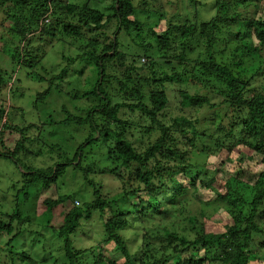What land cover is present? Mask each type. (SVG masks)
I'll list each match as a JSON object with an SVG mask.
<instances>
[{
    "label": "trees",
    "instance_id": "1",
    "mask_svg": "<svg viewBox=\"0 0 264 264\" xmlns=\"http://www.w3.org/2000/svg\"><path fill=\"white\" fill-rule=\"evenodd\" d=\"M102 1L106 5L99 8ZM211 2L216 12L207 20L180 22L173 17L163 30L151 27L157 46L137 44L144 56L156 48L158 59L140 67L136 65L140 55L122 51L118 42L121 33L131 37L136 31L139 35L142 23L137 15L144 9L137 10L134 0H0L9 34L6 39L0 36V50L12 64L30 70L33 79H43L32 69L44 58V49L55 45H49L52 40L68 38L69 44L79 43L76 57L62 56L65 64L48 79L35 104L58 88L54 81L68 77L75 62L80 65L79 74L90 71L91 88L72 95L90 101V106L81 114L68 113L61 121L64 126L88 128L71 159L64 153L48 171L28 166L17 158L24 150L22 140L0 153L14 161L25 179V190L38 182L47 189L70 166L91 186L92 198L72 203L60 225L46 219L49 235L58 240L61 264H264V18L254 15L261 0ZM196 5L202 6L203 1ZM111 22L116 28L114 36L108 37L103 29ZM45 36L51 42L45 43ZM34 38L41 42L39 46L33 44ZM194 44L200 52L192 57L187 49L192 50ZM259 57V62H253ZM159 65L160 70L155 69ZM249 65L254 70L247 76ZM122 68L124 72L116 75ZM5 74L0 70V91L10 80ZM171 75L175 79L170 81L178 87L174 106L189 113L166 120L169 97L165 84ZM259 77L261 83L254 85ZM113 80L117 86L110 93ZM184 81L187 86L181 88ZM188 84L202 85L208 91L191 94ZM212 96L218 101L213 102ZM216 108L224 109L222 120L206 127L199 110ZM125 109L137 123L124 116ZM192 110L196 112L192 114ZM4 117L0 108V119ZM6 121L5 117L0 132ZM223 149L238 165L237 151H254L260 155L261 170L251 180H244L250 174L247 169H233L227 176L219 167L210 170L191 161L196 152L214 156ZM97 160L109 166L99 167ZM94 173H111L119 190L112 195L103 192L90 177ZM200 189L213 193L217 205L221 204L216 205L224 210L219 227L205 229V208L195 213L187 209L191 199L202 200ZM70 198L67 194L47 197L43 204L53 210ZM12 201V211L5 213L7 220H0V230L6 234L25 220L20 203ZM93 216L102 222L96 233L86 225ZM176 219L186 221L184 230L175 229ZM19 234L7 240L9 262L0 264H43L26 251L13 253Z\"/></svg>",
    "mask_w": 264,
    "mask_h": 264
},
{
    "label": "rangeland",
    "instance_id": "2",
    "mask_svg": "<svg viewBox=\"0 0 264 264\" xmlns=\"http://www.w3.org/2000/svg\"><path fill=\"white\" fill-rule=\"evenodd\" d=\"M198 3V0H196ZM203 5H196L192 0H134L135 7L141 10L137 18L142 23L141 29L136 35V31H132V36L127 37L124 33L119 34L118 42L120 43V49L124 52L136 53L140 56L137 58L136 65L142 67L143 64L148 61L156 60L157 49L151 48L146 52L149 56L143 55V49L138 45H150L156 47V39L153 35L151 27H154L155 31L163 30L166 28L168 20L173 17L180 18V22L189 20L192 22H200L209 19L215 12L212 0H202ZM257 0H254L256 2ZM106 3L102 1L98 7L101 8ZM258 9L255 10V17L264 18V0H261L257 4ZM154 10L156 12H154ZM158 11V12H157ZM2 13L0 12V36L3 35L6 39L8 34V28L2 21ZM115 24L111 22L105 30V34L108 37H113L115 32ZM104 34V35H105ZM47 37V36H45ZM67 38L66 41L60 42L52 40L50 36L46 38V42H51L45 50V55L42 61L35 65L32 69L33 72L40 74L43 79H33L29 72L23 67H18L10 62L9 56L2 50H0V70L5 71V75L10 79L7 83V87L0 91V108L4 110L5 117L7 118L6 126H4L2 132H0V153L6 151V148L13 149L17 141L22 140L24 142V150L17 154L18 160L21 163L28 166L41 168L44 171L49 170L55 161L59 160V156H63L67 153L69 159L72 158L75 146L78 142H82L88 134V128L77 127L69 124L64 126L61 121L70 114H81L85 112V108L90 106L91 102L86 99L72 98L74 92L78 90H88L91 88L90 82L87 80L90 71L85 70L84 73L79 74L80 65L75 62L72 65L68 77L64 78L62 82L55 80L59 83L58 88L51 89V92L44 100L35 104L36 96L39 92L45 90L48 85V79L51 75H56L65 64L64 57H76L78 53L77 47L79 43L69 44ZM6 41V40H5ZM35 46L40 45V41L37 38L33 39ZM65 43L66 45H64ZM139 43V44H137ZM3 41L0 42V47ZM42 45V44H41ZM45 46V45H44ZM87 48L83 49L86 50ZM200 52V47L197 44L192 46V50L187 49V54L195 57ZM264 57V50H263ZM62 59V60H61ZM262 58H258L257 61ZM161 65V64H160ZM160 65L155 69L160 70ZM254 70V67L247 66L245 74L248 76ZM120 71V74L117 73ZM115 73L120 76L124 69H118ZM168 73L170 68H166ZM147 70L145 69V71ZM16 77L15 82L11 87V80ZM174 76H168L165 84V89L169 97V102L164 110L166 117L163 119L168 120L170 117L180 114H188L189 110L184 111L176 108L174 104H177V91L173 82ZM256 78L254 85L261 83V80ZM113 85L109 86L110 93H113V89L117 86L112 81ZM184 88L187 86L185 81L182 83ZM11 87V88H10ZM188 89L191 94H205L208 90L206 87L199 85L193 86L188 84ZM80 91V92H81ZM113 101H118L113 99ZM212 101H218L216 96H212ZM200 114L203 113L202 118L205 117L206 123L210 125L211 121L214 123L222 120L220 117L223 113V108H216L213 110L200 109ZM124 116H129V120L133 123H137L138 120L133 117V114L128 110H124ZM196 111L192 110L194 114ZM207 116V117H206ZM209 116H212V120ZM4 117V118H5ZM4 118L0 119V129H2ZM209 118V119H208ZM208 119V120H207ZM210 122V123H209ZM2 140V142H1ZM147 141V140H146ZM59 147V148H58ZM75 147V148H74ZM90 149H95L91 147ZM237 156L241 160V165L232 162L227 158V151L221 150L214 156H208V154H201L196 152L191 155V161L195 164L204 167H210V170L220 168L222 174L227 176L234 172L233 169L248 170L250 174H246L244 180H251L254 173L261 170L260 155L254 151H237ZM97 166L105 167L109 166L106 161L96 162ZM92 180L102 189L103 192L112 195L119 190L120 184L111 173H94L90 175ZM183 176H179L182 179ZM25 180L21 176L20 170L17 168L14 161L6 159L0 156V220H7L5 213L11 212L13 209V199H17L20 203L22 213L25 220L23 222H17L13 225L14 229L10 234H6L5 230H0V262H9L7 240L11 235L20 233L15 240V244L12 246L13 253H22V251L28 252L37 258L40 263L43 264H61L58 254V240L49 235V227L46 225V219L49 218L50 222L54 226L61 224L64 216L65 209L71 206L72 203L81 204L84 201H89L92 196V189L87 184L78 170H74L71 166L67 168L66 173L58 178L55 183H52L47 189L41 188L40 182L33 185L29 189H23L22 185ZM27 193L28 198L24 195ZM199 197L202 200L191 199L187 203V209H191L193 212H199L200 208H205V212L208 218L205 220V229L210 230L214 226L222 225L221 219L223 218V208H217L221 204L217 205L214 194L210 191L200 189ZM67 194L71 198L64 204H59L55 209L51 210L43 204V200L47 197L56 198L59 195ZM202 202L210 203V205L203 204ZM217 205V206H216ZM4 214V216L2 215ZM28 218V219H26ZM173 220V219H172ZM178 221L175 224L177 231L184 230L186 221L183 219H176ZM86 225L96 233L99 232L102 227V222L97 217L93 216L89 223ZM130 234L129 231H127ZM44 234L45 236L41 235ZM9 246V247H8ZM51 254V257L48 254Z\"/></svg>",
    "mask_w": 264,
    "mask_h": 264
},
{
    "label": "built area",
    "instance_id": "3",
    "mask_svg": "<svg viewBox=\"0 0 264 264\" xmlns=\"http://www.w3.org/2000/svg\"><path fill=\"white\" fill-rule=\"evenodd\" d=\"M45 21H47V19Z\"/></svg>",
    "mask_w": 264,
    "mask_h": 264
}]
</instances>
